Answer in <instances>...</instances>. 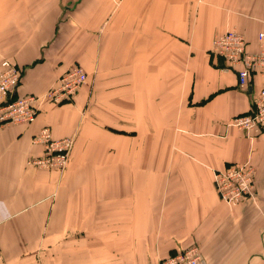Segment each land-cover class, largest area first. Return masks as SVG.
<instances>
[{"label": "crops", "instance_id": "1", "mask_svg": "<svg viewBox=\"0 0 264 264\" xmlns=\"http://www.w3.org/2000/svg\"><path fill=\"white\" fill-rule=\"evenodd\" d=\"M228 31L260 49L264 0H0V64L16 96L46 94L80 66L73 101L0 128V264H160L193 246L202 264H264V135L232 125L249 90L211 53ZM50 128L73 138L64 172L29 164ZM250 162L256 198L229 207L214 172Z\"/></svg>", "mask_w": 264, "mask_h": 264}, {"label": "built area", "instance_id": "2", "mask_svg": "<svg viewBox=\"0 0 264 264\" xmlns=\"http://www.w3.org/2000/svg\"><path fill=\"white\" fill-rule=\"evenodd\" d=\"M260 49L257 53L247 50L245 37L236 31H228L218 36L211 53L226 62V69L238 76L240 90H249L252 77L258 75L262 83L253 108L249 114L237 116L232 125L255 136L264 135V33L259 34ZM22 80L21 69L8 59L0 64V128L6 125L33 124L43 103L62 105L73 101L80 88L87 83L89 76L77 66L64 74L46 94L41 96H16ZM33 143L43 147L40 157L29 162L31 166L45 170H64L70 160L73 139L54 140L49 128L36 134ZM256 172L249 162L232 164L214 174L216 192L229 207H236L246 199L256 198ZM203 255L199 247L169 255L160 264H202Z\"/></svg>", "mask_w": 264, "mask_h": 264}, {"label": "rangeland", "instance_id": "3", "mask_svg": "<svg viewBox=\"0 0 264 264\" xmlns=\"http://www.w3.org/2000/svg\"><path fill=\"white\" fill-rule=\"evenodd\" d=\"M86 73H87V72H86ZM87 75L89 76V80L87 81V83H88V82L90 81V78H91V77H90V75H89L88 73H87ZM85 84H86V83H85ZM80 89H81V88H80ZM78 92H79V91H78ZM76 95H77V94H76ZM47 103H50V102H47ZM50 104H51V103H50ZM41 108H42V107H41ZM40 111H41V110H40ZM39 113H40V112H39ZM38 115H39V114H38ZM46 128H48V127H46ZM44 129H45V128H44ZM49 129H50V128H49ZM42 130H43V129H42ZM42 130H41V131H42ZM41 131H40V132H41ZM50 131H51V129H50ZM40 132H38V133H40ZM38 133H37V134H38ZM51 134H52V132H51ZM34 137H35V136H33V138H32V143H33V139H34ZM52 137H53V135H52ZM53 139H54V138H53ZM63 139H66V138H63ZM70 139H73V138H70ZM54 140H62V139H54ZM73 141H74V139H73ZM33 144H34V143H33ZM34 145H36V144H34ZM73 147H74V145H73ZM71 152H72V151H71ZM70 157H71V153H70ZM30 161H32V159H30L29 162H30ZM69 162H70V160H69ZM248 162H249V161H248ZM245 163H246V162H245ZM249 163H250V162H249ZM242 164H244V163H242ZM250 164H251V163H250ZM231 165H232V164H231ZM68 166H69V164H68ZM68 166H67L64 170H66V169L68 168ZM33 167H34V166H33ZM35 167H37V166H35ZM253 167H254V166H253ZM37 168H38V167H37ZM40 169H41V168H40ZM44 170H45V169H44ZM53 170H54V169H53ZM64 170H56V171L64 172ZM216 171H219V170H216ZM216 171H215V172H216ZM215 172H214V174H215ZM255 184H256V182H255ZM214 186H215V185H214ZM215 190H216V189H215Z\"/></svg>", "mask_w": 264, "mask_h": 264}]
</instances>
